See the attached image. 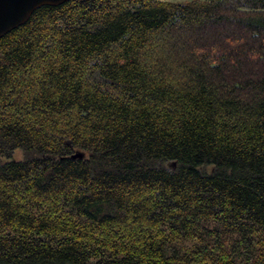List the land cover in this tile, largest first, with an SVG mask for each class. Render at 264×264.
Instances as JSON below:
<instances>
[{"label": "trees", "instance_id": "trees-1", "mask_svg": "<svg viewBox=\"0 0 264 264\" xmlns=\"http://www.w3.org/2000/svg\"><path fill=\"white\" fill-rule=\"evenodd\" d=\"M0 264H264V0H66L1 35Z\"/></svg>", "mask_w": 264, "mask_h": 264}, {"label": "water", "instance_id": "water-1", "mask_svg": "<svg viewBox=\"0 0 264 264\" xmlns=\"http://www.w3.org/2000/svg\"><path fill=\"white\" fill-rule=\"evenodd\" d=\"M66 0H0V36L28 19L37 6L55 5ZM73 155H81L75 152Z\"/></svg>", "mask_w": 264, "mask_h": 264}, {"label": "rangeland", "instance_id": "rangeland-1", "mask_svg": "<svg viewBox=\"0 0 264 264\" xmlns=\"http://www.w3.org/2000/svg\"><path fill=\"white\" fill-rule=\"evenodd\" d=\"M15 155V157H17V154H14Z\"/></svg>", "mask_w": 264, "mask_h": 264}]
</instances>
